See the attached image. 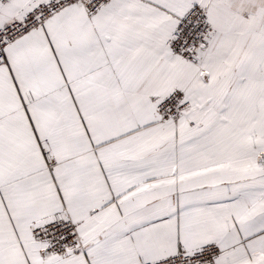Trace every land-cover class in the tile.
<instances>
[{"label":"snow or ice","instance_id":"6c2138e0","mask_svg":"<svg viewBox=\"0 0 264 264\" xmlns=\"http://www.w3.org/2000/svg\"><path fill=\"white\" fill-rule=\"evenodd\" d=\"M0 264H264V0H0Z\"/></svg>","mask_w":264,"mask_h":264}]
</instances>
